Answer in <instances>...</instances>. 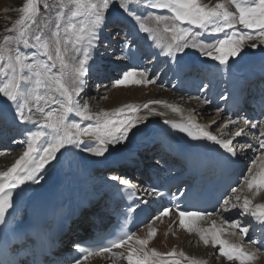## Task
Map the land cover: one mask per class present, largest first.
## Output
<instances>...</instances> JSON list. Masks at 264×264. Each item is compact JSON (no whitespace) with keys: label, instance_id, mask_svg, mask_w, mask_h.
Wrapping results in <instances>:
<instances>
[{"label":"snow or ice","instance_id":"1","mask_svg":"<svg viewBox=\"0 0 264 264\" xmlns=\"http://www.w3.org/2000/svg\"><path fill=\"white\" fill-rule=\"evenodd\" d=\"M236 11H229L224 3L209 7L201 0H60L58 11L55 13L56 23L54 30L48 36H42V29L37 23L41 14V0H26L21 8L22 15L16 25L0 43V99H4L13 108V118L20 124L35 125V130H29L26 138L17 141L26 145L23 154L6 171H0V224H5L6 214L13 207L12 190L28 182L40 183L39 175L47 165L57 160V153L62 149L80 148L81 145L96 157H103L109 152V146L130 142L129 134L134 137L140 131L139 125L146 122V116L138 113L141 108L127 105L112 112L94 113L87 103L81 104L77 99L84 91L85 80L90 72L91 51L98 46L100 30L105 25L107 16L113 5L132 17L138 23L139 30L148 34L160 48V54L169 60L179 63L183 59L178 54L186 49H196L204 57L230 68L231 63H238L237 58L248 41L259 39L264 44V0H229ZM52 4L43 3L45 10L51 9ZM159 10L162 13L155 15L149 11L140 14L137 9ZM154 22L152 27L149 23ZM162 33L170 34L166 43H161L158 37ZM191 25L200 32H193ZM240 25L249 32H239ZM228 30H231L230 32ZM201 33H224L222 38L214 42H204L195 39ZM191 38V39H190ZM250 47H257L251 44ZM31 49L32 51H24ZM223 70V69H221ZM154 84L155 80L145 79V73L136 70L125 72L122 78L115 81L114 86H129L132 84ZM199 99V97H198ZM228 99V97H224ZM206 103L208 101H205ZM163 103L151 101L144 104L143 109L151 110L150 104ZM173 112L180 113L181 109L172 106ZM223 111V109H219ZM163 115V113H158ZM261 115L264 116V98L261 100ZM80 121L93 123L82 125ZM229 116L223 128L240 123ZM169 124L168 120L164 121ZM245 128L257 129L258 123L253 119L242 120ZM171 127L187 134L192 140H206L218 145L228 154V159L237 156V149L233 147V139L218 138L217 135L200 125L190 115L186 123H172ZM245 128L235 131V137L245 135ZM136 129V132L133 131ZM85 138L90 143L85 144ZM264 120L260 121L259 147L264 149ZM246 147H252L251 144ZM243 150V149H241ZM3 155V153H0ZM264 159V157H261ZM114 180L118 179L113 177ZM127 188L133 189L130 193L135 195V186L128 180H120ZM251 191L264 190V165L261 170L252 174L245 180ZM234 192L239 189H233ZM153 194H160L157 189L151 190ZM235 208L239 204L242 214L253 218L264 228V204L253 206L247 197L236 196ZM142 203L147 204V200ZM224 205L229 200H224ZM227 210V208H225ZM179 218V226L189 233H197L205 246L211 244L218 247V255L228 261H238L239 264H254L258 259L259 249L249 251L242 243H231L224 239V228H218L213 222L209 229L198 227V222L214 213H205L191 209H181L175 206ZM173 208L165 207L152 219L154 223L172 214ZM228 227L239 228L241 238L247 235L248 227H241L237 221L223 219ZM145 238L134 232H124L109 239L99 247H80L82 253L74 259L73 264H85L90 257H101L112 254L114 249H125L118 255L127 260V264H197L190 260L183 251L173 249L161 253L148 245L157 235V229L147 226ZM230 235H236L235 232ZM250 243H257L256 240ZM116 255V254H114Z\"/></svg>","mask_w":264,"mask_h":264},{"label":"bare ground","instance_id":"2","mask_svg":"<svg viewBox=\"0 0 264 264\" xmlns=\"http://www.w3.org/2000/svg\"><path fill=\"white\" fill-rule=\"evenodd\" d=\"M114 6L115 5H113L112 7ZM109 20H111V17L107 18L105 25L100 30V40L98 46L91 51L92 60L90 61V72L86 79L90 77L91 73L94 72L96 73L97 71L102 72L104 71V68L105 69L107 68L106 66L108 65L106 66L104 65L107 64L108 61L105 60L103 61V57L105 55L108 56L111 55L112 57L118 56V57L127 58L132 68H136L138 62H143L147 58L146 54L141 53L140 50L137 51L135 47H133L136 43L135 39H137L136 41H139L141 38H143V41H145L147 45L145 52L153 53V55L151 56H154V58L157 59L155 61V63H158L157 66H160V64L162 63L166 64L165 69L168 71V73L175 72L176 76H180V72L183 69L184 64H189V63L210 64L211 67H214V64H217V66L219 67L218 72H222V73L224 72V73L221 77H216L218 75L216 73L209 75L210 80L216 77L213 81H209L206 84V88L209 87L211 88L212 86L213 91H215L220 86L221 80H224V77L225 80H227L228 78L229 79L234 78L238 72H241L242 74L247 72H251V73L259 72V71L264 72V44H262L259 39L248 41L245 44L241 56L237 58L238 63H231L230 61L231 64L230 68H225L223 66L218 65L217 62L204 57L198 50L191 48L188 53L187 51L186 53L184 51L183 53L178 54L179 56H182L183 59L180 60L179 63H177V61L169 60L167 57L160 54L161 49L156 47L155 42L149 37L148 34L139 30V26L136 21L134 22L129 20L130 29L127 31L128 34H126V32L124 31L126 35L122 36L120 40H118L117 38L111 40L110 38L111 33L109 30L107 31ZM124 23H128V21H124ZM120 24L121 25L119 28H115L118 31H120L121 27H123L122 25L123 23ZM160 27L162 29V25ZM196 32H200V30L197 29ZM212 38L213 36L210 37L209 34L207 33H201L199 35V38H195V39L204 42H214ZM158 39L161 41V43H166L167 40H169V38L164 36L163 33H161ZM114 43H122L123 44L121 46L122 49L117 50L116 47H114L115 45ZM251 44H256L257 47H250ZM102 51H108V52H104L106 53L104 54L101 53ZM101 76L104 78H109V75L107 74H103ZM142 86H145V84H142ZM176 86H177L176 83L172 84L171 90L175 89ZM147 93L142 90L139 93L137 92L134 97L132 96L128 99H124V101L130 100V102H135L136 103L135 107L142 109L138 113V115L147 117L146 122L139 125L140 128L139 132H136V129H133V131L136 132V135L134 137L132 136L131 133L129 134L130 142L116 145L115 148L109 146V152L106 153L105 156L103 157L94 156L92 153L88 152L85 149L84 145H81L80 148L62 149L61 153H57V160L47 165L44 171L39 175V179H40L39 184L28 182L24 185L18 186L15 189L19 191L20 194L23 195L24 200L20 204L23 206H27L31 204L33 201L38 199V197L43 191L49 193L51 202L59 204L63 199H72V200L78 199L82 192H87L89 193V195H93L94 197H96L97 195L105 191V189L109 185H117V186L122 185L120 183V180H125V178H121V179L118 178L114 180L113 177H117V176H113L111 174L105 176H99L94 173V169L95 168L104 169L107 166L112 165L116 161L120 162L123 160L124 161L128 160L129 156L133 154L136 150L153 141L161 140L164 143V145H166L167 148H179L181 146L188 145L189 144L188 142H183L173 133V131L171 130L172 128L171 124L177 121L187 122V117L190 115L195 119L197 123L207 128V130L211 131L213 134L217 135L218 138L233 139V147L236 146V148H238V152L245 153L247 151H250L249 148L246 147V144L240 141L243 135L239 137H235L234 135L235 131L239 130L240 128H245L243 123L236 125L230 124L228 128L231 131H227V129L223 128V125L227 122V119L222 122L223 114L221 111H219V107L217 106L220 104V102L218 99L214 98L213 95L209 99H207V95H208L207 92L205 93L204 96L200 94L199 99L198 97L192 96L191 101L193 100L192 102L194 103L190 107L183 109L180 106L181 102H183V100L184 101L187 100V98H184L183 94L180 95L174 93L166 94L163 93L157 87H155V85H153V87L149 89ZM214 100L219 104L215 105ZM151 101H162L163 103L150 104L151 110H146L142 108L144 104H149V102ZM205 101L208 102L206 103ZM3 104L9 106L8 103H5V100ZM166 105L176 106L181 109V112L180 113L173 112L171 107H167ZM204 108H208L209 110L206 111H208V113L210 114L211 111H213L216 117L214 119L208 120L206 118L207 113L204 112L205 111ZM158 113H163V115H159ZM3 114L4 115L9 114V111H7V109L5 108L1 109L0 115ZM73 118L76 119L78 122H80L82 125L93 123L91 121H80L78 117L70 116V119ZM165 120H168L170 123L165 124L164 123ZM14 121L16 123H19L16 120ZM20 125H23L21 127H23L25 130L22 128V131L26 135L29 130H35L36 127L35 125L32 124H20ZM248 130H249L248 128H245V131ZM146 132L150 134V137L147 140H144L143 135ZM26 135H24L25 138ZM258 137L259 135L253 136V138L256 141H259ZM89 143L90 141L87 138H85V144H89ZM21 145L22 147H24V149L26 148V145L19 143H16L14 145V148L17 147L19 148ZM261 150L264 151V149ZM23 151L21 153L18 152L16 154L12 152L0 151V153H3V155H0V171H6L8 168H10L15 163V160L18 159L20 155L23 154ZM258 160H260L261 163L262 162L264 163V159H258ZM245 166L246 165H244V167ZM244 191H245L244 192L245 195L243 194L244 195L243 197H247L252 201V205H255L256 192L252 196L253 190L250 191L247 186L244 187ZM261 204H264V202L261 203L258 202V204H256L255 206ZM16 210L17 208H14L12 210L13 213H15ZM11 217H13V215H11ZM161 222L162 219L158 220V223L155 226H157ZM206 224H204L203 226L204 228L208 227V225ZM164 225L169 226V222L165 221ZM146 229L147 228H144V230L138 231L136 235L141 238H145L147 235ZM191 240H195V239L189 238L188 240H185L183 236L178 237L175 234L170 237L160 234L153 241H150L148 247L155 248L157 251L161 253H167L172 251L173 249H175L177 252L183 251L186 254V256L190 258V260L196 259L200 261L202 264H213V258L215 257L214 248L209 247L207 249H204L200 256L197 252L191 251L189 250V247H187L191 242ZM201 246L205 247L203 244ZM121 250H119V252H116V255L111 254L103 258L89 259L85 264H127V260L124 257L118 255L119 253L125 252V249H121ZM255 263L264 264V255H260L258 257L257 262ZM185 264H187V262H185Z\"/></svg>","mask_w":264,"mask_h":264},{"label":"rangeland","instance_id":"3","mask_svg":"<svg viewBox=\"0 0 264 264\" xmlns=\"http://www.w3.org/2000/svg\"><path fill=\"white\" fill-rule=\"evenodd\" d=\"M44 2H45V0H41V14L37 18V23L40 25V28L42 29V32H41L42 36H48L54 30V26H55V23H56L55 13L59 10L57 6L59 5L60 0H46V2H48L49 4L53 5V7L51 9H48V10H45L43 8V3ZM24 3H26V0H0V43L3 42V40H4V38L6 36L14 34L10 30L15 27L16 21L22 15L21 8H22ZM201 3L202 4H206L209 7H215L216 4L224 3L228 7L229 11H233V12L236 11L235 6L233 4H231L229 2V0H201ZM137 11L140 14H145V13H147L149 11L153 12L155 15L167 14L166 12L162 13L159 10H148L146 8H139V9H137ZM122 14H124L123 16L127 15L126 13H123V11L121 9H119L116 5L110 9V12H109L107 18L111 17V20L108 21V24L111 26V28H113L116 25V23H114L115 20H118L119 18H122V16H121ZM114 18H115V20H113ZM109 25H108V30L110 31V33H112L111 30H110V26ZM153 25H154V22H151V23H149L148 26L152 27ZM119 26L117 28H119ZM123 26H125V25H123ZM183 27L191 28L194 33L197 31V28H195L194 26H191V25H183ZM122 29H123V27H121V29H120V32H121L119 34L120 36L118 35V37H116L118 40H120V38L125 34L124 30H122ZM125 29H127V26H125ZM237 30L239 32H249L250 31V30L243 29V27L240 26V25H237ZM116 31H118V30H116ZM228 31L230 32L231 30H228ZM207 34H209V33H207ZM163 35L170 39V34H164L163 33ZM223 35H224V33L209 34L210 37L213 36L212 40H214V41L216 39H218L219 37H222ZM110 38H111V40H114L113 39L114 37L111 36V34H110ZM195 38H199V36H197ZM139 46H140V43L135 45V48L137 49V47L139 48ZM144 47L145 46H143V48ZM189 50H190V48L186 49L185 53H186V51L188 53ZM24 51L30 52L32 50L31 49H24ZM108 51H102L101 53L108 52ZM191 53H193V52H191ZM104 54H106V53H104ZM104 59H106V58L103 57V61H104ZM122 60L123 59H121L120 61H122ZM153 60H154L153 57H151L150 63ZM148 61L149 60L147 59V62ZM120 64L122 65V63H119V65ZM163 66H165V65H163ZM163 66L160 65L159 69L158 68L156 69L155 66H153V67H148V66L144 67L143 66L142 69H139L137 71V72L145 73V79H151V80H156L157 79L156 83H154V84L145 83V86H142V84L140 86L139 85L136 86V85L132 84V85H129V86L115 87L114 86L115 81L118 80V79H113V81H111V83L107 87H105V88L104 87L103 88H94L93 87V88H91L90 92L88 93V95L86 96L85 99L81 100L79 97L77 99L79 100V102L81 104L87 103L89 105V108H90V110L92 112L101 113V112H105V111L112 112V111L116 110L117 108H122V107H125L127 105L135 106L136 105L135 102H130V100L124 101V99H128V98H130L132 96L134 97L137 92L139 93L142 90L147 93L149 91V89H151L153 87V85H155V87L160 89L163 93H166V94H169V93L177 94V86L175 87V89L171 90L172 85L170 86V84L173 82V81H171V77H170L171 73L170 72L166 73V70H165V68ZM128 71L130 72L131 69L129 68ZM169 86H170V89H169ZM141 88H144V89H141ZM173 88H174V86H173ZM147 95H148V93H147ZM189 100L190 99H188V98H187L186 101L183 100V102H181V105H180L181 108H183V109L188 108L194 103V102L192 103V101L190 102ZM3 103H4V99H0V110L5 108V109H7V111H11V110L13 111L12 107H10L8 105H4ZM204 110H205L204 112L207 113V117L206 118L208 120L209 119H214L216 117V115L213 113V111H211V114L208 113V111H206V110H209L208 108H204ZM11 114L13 115L12 112H11ZM225 120L226 119L224 118V120H222V122L225 121ZM237 127H239V126H237ZM20 132H19L17 140L15 141L16 143H17V141L22 140L23 138L25 139L24 135H26V134L23 131H20ZM245 132H247V131H245ZM23 150H25V149L21 145L19 148L18 147L15 148V150L14 149H7V150H4V152H12V153L16 154L18 152L21 153ZM256 161H255V165L258 166V167L260 166V168H261L264 163L263 162L261 163V161L258 160V159ZM101 173H104V172H101ZM98 174H100V173H98ZM245 186H247V185H245ZM255 192H256V190L254 189L252 191V196L255 194ZM241 194L245 195V193H243V192ZM255 202H254L255 205L258 204V202L259 203L264 202V194H256V201ZM171 228H173L172 224L169 226V230L170 231L167 232L166 229H164L157 236H159L160 234H162V235L167 234L168 237L174 235L176 233V230L175 229H171ZM157 233H158V231H157ZM176 236H178V235H176ZM178 237H180V236H178ZM184 238H185V240L189 239V237L188 238L184 237ZM190 238H193L195 240H191V242L189 243V245L187 247H189V250L197 252L200 256H201V254H202L204 249H207V248L211 247V246H205L204 244L203 245L205 247L201 246L202 244L199 243V241L201 239H200V237H199V235L197 233H193ZM213 264H223V262L221 263V260H219V261L216 260L215 261L213 259ZM254 264H263V263H254Z\"/></svg>","mask_w":264,"mask_h":264}]
</instances>
